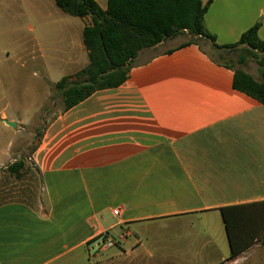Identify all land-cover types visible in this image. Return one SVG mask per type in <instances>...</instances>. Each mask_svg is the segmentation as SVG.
Returning <instances> with one entry per match:
<instances>
[{"label": "crops", "instance_id": "crops-1", "mask_svg": "<svg viewBox=\"0 0 264 264\" xmlns=\"http://www.w3.org/2000/svg\"><path fill=\"white\" fill-rule=\"evenodd\" d=\"M95 1L107 9L109 0ZM36 16L40 34L57 27L71 40L63 63L75 67L62 77L89 63L83 30L90 16ZM256 22L264 40V0H213L205 16L220 45ZM181 36L140 50L120 86L52 114L29 157L41 192L34 201L0 204V264H101L114 254L130 263L147 255L176 264H264V224L240 215L264 207V105L236 90L234 71L205 46L173 42ZM2 119L19 123L0 111ZM190 222L202 229L181 242ZM152 225L176 236L146 244L131 236L113 252L89 256L90 242L105 230L126 226L140 237ZM210 232L216 239L208 252Z\"/></svg>", "mask_w": 264, "mask_h": 264}, {"label": "rangeland", "instance_id": "rangeland-1", "mask_svg": "<svg viewBox=\"0 0 264 264\" xmlns=\"http://www.w3.org/2000/svg\"><path fill=\"white\" fill-rule=\"evenodd\" d=\"M38 12L54 15L56 19L78 20V17L64 13L56 5L55 0H0V111H4L9 118L19 121L13 128L0 120V158L12 151L11 162L0 167V204L11 201H34L41 192L38 171L29 157L52 114L58 109H64L62 94L56 91L55 84H51L50 81L60 80L62 75L73 71L75 67L63 63V58L68 56V48L72 46L69 37L62 34L57 27H52L44 35L40 34L38 30L40 21L36 16ZM185 34L186 37L181 36L173 42L177 44L180 40L188 42L195 39V42L209 49L211 56L217 61L232 63L262 79L260 66L254 58L250 57L244 65H239L240 50L219 52L213 47L210 48L208 40ZM262 35L264 37V32ZM171 44L173 43L168 41L165 47ZM14 147L18 148L17 151ZM21 159L25 160L27 166L19 178L11 175L6 167ZM193 224L190 222L185 227L184 234L187 233V238H180L181 242H188L191 238L189 233L192 235L193 230L202 229L190 228ZM156 231L159 234L155 233ZM167 233L176 236L173 229H156L155 225H152L150 232L149 229L140 231V237L134 233L132 239L140 238L138 240L144 244L159 237L173 240L174 237ZM210 239H216L214 232L203 238V242L206 243L205 250L208 252L212 249ZM117 248L119 247H113L111 251ZM114 256L115 254L103 255L101 264H176L167 259L147 255L131 263L122 260L121 256Z\"/></svg>", "mask_w": 264, "mask_h": 264}, {"label": "trees", "instance_id": "trees-1", "mask_svg": "<svg viewBox=\"0 0 264 264\" xmlns=\"http://www.w3.org/2000/svg\"><path fill=\"white\" fill-rule=\"evenodd\" d=\"M213 0H109L103 10L95 0H55L65 13L92 18L83 30V42L88 49L89 63L72 76H64L54 88L60 92L64 109H70L95 91L118 87L124 83L140 50L153 47L181 33L208 40L219 52L240 50L238 64L254 58L260 66L262 79L232 63L214 60L234 71L233 86L264 105V40L259 37L260 22L244 31L238 41L220 45L208 31L205 16ZM195 43V39L184 45ZM27 164L15 160L6 169L21 178ZM249 206H254L251 204ZM229 238L234 241L233 222L223 209ZM252 222L264 224V207L260 212L241 213ZM233 255H236L234 253Z\"/></svg>", "mask_w": 264, "mask_h": 264}, {"label": "built area", "instance_id": "built-area-1", "mask_svg": "<svg viewBox=\"0 0 264 264\" xmlns=\"http://www.w3.org/2000/svg\"><path fill=\"white\" fill-rule=\"evenodd\" d=\"M115 215L119 214V209H115L113 211ZM133 235L132 231L129 227H121L118 232H113L111 230L103 231L97 238H94L89 244V256L96 257L110 248L113 247H121L122 244L128 240L129 237ZM138 244L141 243L140 240L137 242Z\"/></svg>", "mask_w": 264, "mask_h": 264}, {"label": "water", "instance_id": "water-1", "mask_svg": "<svg viewBox=\"0 0 264 264\" xmlns=\"http://www.w3.org/2000/svg\"><path fill=\"white\" fill-rule=\"evenodd\" d=\"M6 124L12 126L13 128H15L17 126V122L15 121H10L8 119H2Z\"/></svg>", "mask_w": 264, "mask_h": 264}]
</instances>
